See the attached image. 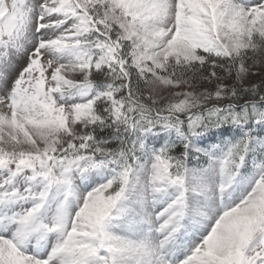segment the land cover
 I'll return each mask as SVG.
<instances>
[{"label":"snow or ice","instance_id":"6c2138e0","mask_svg":"<svg viewBox=\"0 0 264 264\" xmlns=\"http://www.w3.org/2000/svg\"><path fill=\"white\" fill-rule=\"evenodd\" d=\"M261 69L264 0H0V264H264Z\"/></svg>","mask_w":264,"mask_h":264},{"label":"rangeland","instance_id":"374dc122","mask_svg":"<svg viewBox=\"0 0 264 264\" xmlns=\"http://www.w3.org/2000/svg\"><path fill=\"white\" fill-rule=\"evenodd\" d=\"M23 63V61H21L19 64H17L16 65V67H14V68H11V69H9V77H8V79H9V83H11L12 82V80H14L15 79V77L18 75V72H19V70H20V65ZM260 71H262V72H264V69H261ZM258 77H252V79H257Z\"/></svg>","mask_w":264,"mask_h":264}]
</instances>
